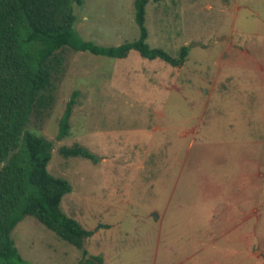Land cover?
Returning a JSON list of instances; mask_svg holds the SVG:
<instances>
[{"label":"rangeland","instance_id":"obj_1","mask_svg":"<svg viewBox=\"0 0 264 264\" xmlns=\"http://www.w3.org/2000/svg\"><path fill=\"white\" fill-rule=\"evenodd\" d=\"M134 3L84 0L76 31L104 47L134 41ZM146 11L151 47H190L183 67L136 50L114 59L66 49L56 102L29 123L54 142L49 172L72 184L62 209L94 232L85 246L104 264H264V0H166ZM74 91L71 136L60 141ZM75 144L98 164L59 154ZM228 216L245 222L231 238L210 234ZM12 236L31 264L82 256L33 217Z\"/></svg>","mask_w":264,"mask_h":264},{"label":"trees","instance_id":"obj_2","mask_svg":"<svg viewBox=\"0 0 264 264\" xmlns=\"http://www.w3.org/2000/svg\"><path fill=\"white\" fill-rule=\"evenodd\" d=\"M163 1L135 0L139 37L117 47H104L82 39L76 31L75 6H82L84 0H0V264H31L12 236L26 217L37 219L80 250L82 256L76 264H104L101 256L90 255L85 246L94 232L62 209L63 199L73 187L66 178L49 172L54 142L28 126L32 118L42 123L56 102L57 81L65 74L66 49L114 59H125L136 50L150 61L183 67L189 46L173 56L148 43L146 7ZM78 95L73 92L59 120L60 141L71 136ZM58 152L65 159L99 162L96 154L80 144L62 146Z\"/></svg>","mask_w":264,"mask_h":264},{"label":"crops","instance_id":"obj_3","mask_svg":"<svg viewBox=\"0 0 264 264\" xmlns=\"http://www.w3.org/2000/svg\"><path fill=\"white\" fill-rule=\"evenodd\" d=\"M245 222V220H242L240 219L239 217H224L223 220H220L217 222L216 224V228L215 230H211L210 231V234L212 232H215L216 231V234H218V236H221V237H225V238H231V236L233 235L232 234V231H235L237 232V228L242 225L243 223ZM219 227V228H217ZM217 229V230H216ZM246 241H248L246 239ZM212 242V240H211ZM227 242H231L230 240L227 241ZM210 247H213V242L209 244ZM246 247H247V252L249 254V250H250V247L252 248V245H249L248 243H245ZM204 248V246H203ZM202 255V252H201V248L199 246V249L196 250V252L193 253V257L196 256V257H199ZM189 258H192V256H190Z\"/></svg>","mask_w":264,"mask_h":264}]
</instances>
